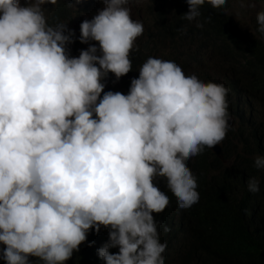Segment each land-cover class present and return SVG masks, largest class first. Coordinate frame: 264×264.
<instances>
[{"label": "clouds", "instance_id": "9594fccd", "mask_svg": "<svg viewBox=\"0 0 264 264\" xmlns=\"http://www.w3.org/2000/svg\"><path fill=\"white\" fill-rule=\"evenodd\" d=\"M242 1L262 10L256 34L232 17L229 28L264 48V0ZM136 2L0 0V260L6 264H29V257L65 264L88 232L102 226L109 241L98 249V264H169L153 214L170 200L154 181H166L180 209L198 203L187 161L205 147L224 148L235 121L227 76L204 83L159 58L142 64L127 95L104 92L109 73L119 80L132 70L130 53L144 31L134 14L167 0H144L133 13L129 4ZM186 2L188 22L206 2L231 6L229 0ZM77 38L99 48L91 44L70 58L67 45ZM245 49L242 40L213 34L212 50L222 55L246 63ZM241 79L231 76L228 84ZM254 167L264 169V157ZM247 189L257 193L259 181L250 178Z\"/></svg>", "mask_w": 264, "mask_h": 264}, {"label": "trees", "instance_id": "16d2710c", "mask_svg": "<svg viewBox=\"0 0 264 264\" xmlns=\"http://www.w3.org/2000/svg\"><path fill=\"white\" fill-rule=\"evenodd\" d=\"M227 8V2L220 8L206 2L199 9L201 15L192 22L182 19L189 9L186 0H167L162 6L153 4L135 13L133 20L144 13L152 16L153 23L144 20L147 30L137 38L129 57L132 70L119 80L112 73L102 80L104 92L127 95L132 79L139 77V69L149 57L175 62L186 76L196 75L204 83L218 84L220 78L228 77L224 80L227 84L224 87L229 90L228 112L236 125L227 130L222 141L228 163L207 147L187 161L199 193L198 203L188 209L177 206L164 179L154 181L170 200L162 213L153 214L160 242L167 244L163 256L169 264H264V169L254 167L255 158L264 157V48L229 28ZM50 13L54 20L59 19L53 8ZM197 23L203 27L198 28ZM218 31L242 40L245 54L251 58L243 63L212 50L213 34ZM93 42L82 44L79 38L75 39L67 45L69 57L78 58ZM219 57H223L225 64L231 63L229 73L222 76L206 73L204 68ZM231 76L242 79L239 84L233 81L228 84ZM250 178L259 181L257 193L247 189ZM165 227L170 231L165 232ZM108 233L109 229L103 226L99 233L90 230L86 241L65 264L103 261L98 249L108 243ZM3 248L0 244V249ZM118 251L110 249L113 254ZM0 261L6 264L3 259ZM29 264L43 262L29 257Z\"/></svg>", "mask_w": 264, "mask_h": 264}, {"label": "rangeland", "instance_id": "374dc122", "mask_svg": "<svg viewBox=\"0 0 264 264\" xmlns=\"http://www.w3.org/2000/svg\"><path fill=\"white\" fill-rule=\"evenodd\" d=\"M229 3L231 6L227 10V14L229 13L230 21L231 17L233 19V22L236 23V26L238 28H241L242 30L246 31V33L249 34H256V17L257 13L262 10H257L258 7L254 8L253 10L249 9L245 3L242 0H229ZM144 4V0L139 1L137 0L136 3L133 5L129 4L132 8L133 13H135L137 7H141ZM251 5V3H250ZM45 8V6H44ZM140 17L136 18V21H139L143 24L144 32H146V26L144 24V20H146L148 23H153V18L151 15L142 14L139 15ZM69 24H67V28H69ZM135 43H138V40L136 39ZM96 47L99 46L98 42H93ZM264 45V42H263ZM230 65L224 63L223 57H219L217 59H214L207 68H204V71L206 73H210L215 76H222L229 73ZM231 127H235L236 125H229Z\"/></svg>", "mask_w": 264, "mask_h": 264}, {"label": "water", "instance_id": "95a60500", "mask_svg": "<svg viewBox=\"0 0 264 264\" xmlns=\"http://www.w3.org/2000/svg\"><path fill=\"white\" fill-rule=\"evenodd\" d=\"M212 150L218 156L219 159H221L223 162L227 164L224 148L221 144L216 145L214 148H212Z\"/></svg>", "mask_w": 264, "mask_h": 264}, {"label": "bare ground", "instance_id": "6f19581e", "mask_svg": "<svg viewBox=\"0 0 264 264\" xmlns=\"http://www.w3.org/2000/svg\"><path fill=\"white\" fill-rule=\"evenodd\" d=\"M251 100V99H250Z\"/></svg>", "mask_w": 264, "mask_h": 264}]
</instances>
